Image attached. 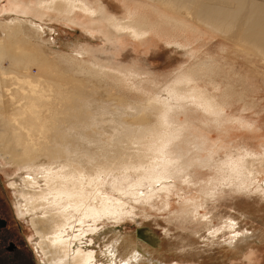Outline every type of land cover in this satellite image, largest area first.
Listing matches in <instances>:
<instances>
[{
	"label": "bare ground",
	"instance_id": "6f19581e",
	"mask_svg": "<svg viewBox=\"0 0 264 264\" xmlns=\"http://www.w3.org/2000/svg\"><path fill=\"white\" fill-rule=\"evenodd\" d=\"M7 1L0 9V158L19 170L7 181L8 193L14 194L15 216L32 229L39 264H167L151 253L155 249L119 236L116 226L144 215L140 207L157 189L175 186L170 180L184 174L193 183V147L210 152L206 160L217 171L212 182L223 180L221 187L260 198L264 154L245 144L227 152L209 134L235 104L251 107L244 83L253 70L237 72L230 55L264 65V6L246 0H110L113 6L106 0ZM53 20L103 40V50L92 57L87 40L55 45L50 28L41 24ZM152 35L167 40L169 58H181V69L161 85L140 72L147 68L133 50L118 62L122 39L147 43ZM210 37L222 42L216 51L213 40L206 43ZM189 59L193 63L186 66ZM239 83L248 90L238 92ZM194 109L207 120L183 121L196 116ZM229 219L225 233L235 239L224 234L209 240L201 231L196 237L213 249L190 236L169 249L191 264L209 257L225 261L246 232L241 217Z\"/></svg>",
	"mask_w": 264,
	"mask_h": 264
},
{
	"label": "rangeland",
	"instance_id": "374dc122",
	"mask_svg": "<svg viewBox=\"0 0 264 264\" xmlns=\"http://www.w3.org/2000/svg\"><path fill=\"white\" fill-rule=\"evenodd\" d=\"M203 1L206 2L207 0ZM208 1L206 2L208 4H214L218 2V0H216V2L214 0V3ZM246 1H249L248 3H257V5L264 6V0ZM106 2L113 6L110 0H106ZM7 7V0H4V2L0 3L1 10ZM241 16H243V14ZM80 20L83 23L85 22L83 25L87 24V20L85 18H80ZM56 21H50L49 24L41 23L43 26H48L50 28V31H52L51 33L54 35L55 45H58V43H62L65 45L67 43H74L76 41L84 42L85 40H87L89 41V50L94 49V51L91 50L89 52L91 56L94 55L97 51L103 50V40L99 38H92V36H90L88 33L83 32L82 29L67 21ZM82 37L86 38L82 39ZM150 37L152 38L145 39L149 41L147 43L143 41L138 42V40L135 41L134 39H130L127 37L122 39L121 45L124 50L120 52L119 59L121 60H118V62L121 63L123 62V59H126L125 57L127 56H125V51L130 50V52H132L131 50H133V53L136 57V62L140 66L147 68V70L140 72L148 73L146 74V76H149L150 80L155 79L153 81L156 84L161 85L164 84L165 81H170L171 77H173V74L175 76V74L178 73V71L181 69V58H169L170 49L164 42L167 40L162 39L164 40L162 41L160 37L154 35ZM212 38H206V43H208L210 40H213V42H211L213 44L212 48L214 49V51H216L218 49L217 46L218 44H220L221 40H219L218 37ZM203 44H205V42H203ZM208 47H210V50H213L210 44L208 45ZM54 49L57 50L58 48L54 47ZM95 49H97V51ZM205 49L208 48H203V50ZM91 56L88 55L86 59H92L93 56ZM230 56H232L230 57V64L231 66H234L237 72L244 74V72L246 73L251 69L255 72L254 73L252 71L248 78L249 82L245 81L246 83H244L246 85V88L251 90V92L249 91V93H247L249 105L251 107L249 106L250 108L245 110L246 108L241 102L235 104L231 108V110H228L229 114L227 113V119H225V121L220 126L211 127L212 133L210 132L209 134L210 142L212 144H215L217 142L215 145H218L219 147H225L227 149V152L232 151L235 147H241L243 144H245V148L247 150L252 152L257 151V154H264V77L262 73L264 65L256 62L255 66H249L244 62V60H242V58L240 60H237V58H234V55L231 54ZM144 61H147L148 63ZM185 63L186 66L190 65L193 63V60L189 59L188 62ZM257 66L260 70L257 68ZM257 70H259V72H256ZM256 73L259 75L258 77ZM251 76L253 77V79L250 78ZM231 77L235 79V81L238 80L237 77L233 74H231ZM159 79L161 81H159L158 83ZM240 84L241 83L236 86L238 92L246 89L245 87H243L244 84H241V87ZM201 86H204L203 88L209 87L208 89L211 93L215 92L209 85H205L204 83H202ZM150 88L152 87H149V89ZM248 89H246V91ZM194 112L196 113V116H194V118L189 117L187 120L184 116H182V120L186 121L187 124L191 123L192 121H194L196 124L200 123L202 119L203 121L205 119L207 120L206 115L203 116V114L199 113L197 110H195ZM192 124H190V126ZM195 134L196 136H199V134ZM214 146H211L212 148L209 147L210 150H215ZM192 153L194 154V161H196L195 163L193 162V183H188L185 178H182L184 174L180 176L181 178L179 177L180 180H170V182L172 184H175V186L170 188V190H168V187L162 188V190L157 189V193H155V196L151 199L150 203H145V206L140 207L141 209L143 208L141 210L142 212L143 210L147 212L144 213V215L139 214V216H129L127 219L123 220L116 226V232L118 231L119 233H117L121 237L128 238L130 236L131 238L137 240L143 250L149 249L151 251L155 249V252L152 251L151 253H153V255L155 253L154 256L156 258H161L160 260L164 261L167 264H191L192 261L189 260L190 257H188L189 259L186 257V259L185 257H183L185 255H179V253L170 250L169 247L174 243H179L181 239H189L188 236L196 241L195 237L197 236V233H199L200 236L201 231L202 234L204 233V237L208 238L210 236L209 238H212L209 240L221 237L230 239L232 236L233 237L231 239H235L237 237L236 234H227L225 232H230V228L227 226L231 219H229V217L236 215L237 217H239V220L241 217V223L243 225L244 231L246 232L243 231L244 233L240 236L241 238L238 237V239L240 238V240H237L235 243H233V246L230 247L229 251L232 252L228 254L229 257H227L225 261H219L215 258L213 259V257H209L210 260L213 259L214 261H210L209 258H207V263L205 264H264V191L261 192L262 189H259V193L261 192L260 198H254V196L250 195L249 193L238 192L236 189H232V187H221V184L224 182L223 180L212 182V177H215L217 175V171L214 165L207 162L209 158H207L206 156L209 155L210 152L208 153V151H205L200 153L199 150L193 147ZM0 162V218L7 219L9 223L8 228L2 231L0 229V258H3L4 256L6 257L7 254H9L7 248L10 242H15L19 246L22 254L29 253L30 248L33 250L31 242L33 236L31 235V227H26L27 224L20 218L17 217V219H15L11 214V211L8 209V202L11 203V206L13 205L12 198L14 194L8 193L10 186H8L7 181L14 178L18 174L19 170L14 165L6 163L5 159L3 158H0ZM184 172H186L187 174L189 172V174H191L189 170H184ZM258 179H260L261 184H263L264 174L259 176ZM257 190L258 189H255V187L251 189V191ZM235 191L237 192V194ZM214 196L216 197L214 198ZM261 196L263 199L261 198ZM187 214H189V216ZM186 216L189 217L188 221L184 220ZM212 220L214 221V223ZM214 224L216 226H214ZM247 229L249 231H247ZM224 234L227 235L224 236ZM199 236L196 237V239L198 238L197 241H199L200 239L199 244L206 242L207 244L205 243L204 245L211 249L214 248L215 245H213V243H211L210 241H206L204 237L199 238ZM177 239L180 240L177 242ZM220 247H222L221 244L217 247L216 250H219ZM222 250L224 251L225 249ZM37 261L39 263V259H37Z\"/></svg>",
	"mask_w": 264,
	"mask_h": 264
},
{
	"label": "flooded vegetation",
	"instance_id": "af4514ba",
	"mask_svg": "<svg viewBox=\"0 0 264 264\" xmlns=\"http://www.w3.org/2000/svg\"><path fill=\"white\" fill-rule=\"evenodd\" d=\"M8 205H9L8 209L11 211V214L15 219H17L13 207L11 206V203L8 202ZM8 226H9L8 220L4 218H0L1 231L8 228ZM7 251L9 254H7L6 257L4 256L3 258H0V264H39L37 261L38 258L37 256H35L36 254L34 250H32L31 248L29 249L30 254L29 253L22 254L19 246L15 242H10Z\"/></svg>",
	"mask_w": 264,
	"mask_h": 264
}]
</instances>
